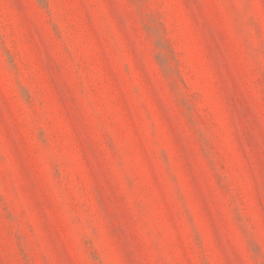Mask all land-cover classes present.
<instances>
[{
	"label": "rangeland",
	"instance_id": "obj_1",
	"mask_svg": "<svg viewBox=\"0 0 264 264\" xmlns=\"http://www.w3.org/2000/svg\"><path fill=\"white\" fill-rule=\"evenodd\" d=\"M0 264H264V0H0Z\"/></svg>",
	"mask_w": 264,
	"mask_h": 264
}]
</instances>
